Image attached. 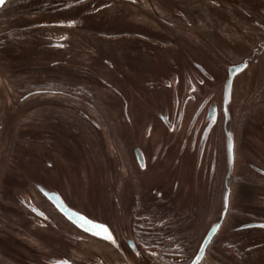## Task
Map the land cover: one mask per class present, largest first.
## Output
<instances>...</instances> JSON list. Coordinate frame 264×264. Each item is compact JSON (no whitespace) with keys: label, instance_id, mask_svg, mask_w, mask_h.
Segmentation results:
<instances>
[{"label":"flooded vegetation","instance_id":"obj_1","mask_svg":"<svg viewBox=\"0 0 264 264\" xmlns=\"http://www.w3.org/2000/svg\"><path fill=\"white\" fill-rule=\"evenodd\" d=\"M246 73L228 205L205 238L224 100ZM81 161L83 186L66 177ZM0 264H264V0H6Z\"/></svg>","mask_w":264,"mask_h":264},{"label":"rangeland","instance_id":"obj_2","mask_svg":"<svg viewBox=\"0 0 264 264\" xmlns=\"http://www.w3.org/2000/svg\"><path fill=\"white\" fill-rule=\"evenodd\" d=\"M100 3L101 2H98L96 5H87L86 7H84L83 9H81V12L79 11V10H76V11H73V12H70V13H66V14H64L63 15V19H58V20H56V21H54L53 20V24H55V25H53V26H51V27H54V26H60V25H63L64 23H67V22H69L70 23V21H74V20H72V18L74 17V16H78V15H80V14H83L85 11H87V10H89L92 6H97V8L98 7H101V5H100ZM94 4V3H93ZM112 8L114 9V12L115 11H119L120 12V9L118 8V6L117 5H115V6H112ZM131 14H132V11H131ZM130 14V15H131ZM129 15V16H130ZM128 16V17H129ZM131 17V16H130ZM57 21H58V23H57ZM123 22H125V23H127V21H125V19H124V21ZM52 23H50V24H52ZM74 23H76V24H79L80 22H78V21H74ZM57 28V27H56ZM158 71H156V72H154V73H157ZM160 75V77H162V81H164V80H168L167 82H166V84H163V83H161V84H159V85H161V87H163L164 85H167V88L165 87V89H163L164 91H162L161 92V94L162 95H164V94H168V96H166L165 97V100L167 101V102H169V100H170V94H171V90H170V81H173V76L170 74V72H168V71H164V70H162L161 72H159V74H158V76ZM250 76H251V74H249V73H246V74H242L241 75V77H242V81H241V85H240V88L237 86V88H236V90H235V99H236V102H237V100H238V102H237V105L234 107V110H233V112H234V115L236 116H234L235 117V125H237V122H238V119H239V117H240V115H241V111L243 110L242 108H243V104H244V102H245V99H246V97L248 96V94H249V92H250V88H252V82L248 79V78H250ZM165 78V79H164ZM198 78H196L195 76H193V81L195 82V83H197L198 82V84L199 85H201V87H200V91L203 93V84L202 83H200V82H202L201 80H197ZM178 80V84H181L184 80H181L180 78H178L177 79ZM184 82H186V81H184ZM206 83V82H205ZM100 84V83H99ZM206 84H209V86L210 87H213L214 85H212V83H206ZM205 86V85H204ZM102 87L103 88H105L102 84L101 85H99V88L100 89H102ZM160 89V88H159ZM244 89H247V90H245L244 92H242ZM99 93H102V91H99ZM238 93H242L243 94V97H239V96H237V94ZM245 95V96H244ZM98 106L101 108L100 110H101V112H106V104H107V102L105 101V100H101V99H99L98 100ZM187 108H188V106H187ZM186 108V109H187ZM112 112H110V114H111ZM116 114V113H115ZM117 115V114H116ZM109 117L111 118V115H109ZM110 118H108V119H110ZM111 122V121H110ZM236 127L237 126H235V133H236ZM221 129H222V127H221ZM99 132H100V130H99ZM114 132V134L115 135H117V137H118V135L120 134V132L116 129V131H113ZM10 129H9V133L7 132V137H9L10 136ZM102 133L103 132H100L99 133V137L101 136V143H100V145H102V148H104V145L103 144H105V146H106V141H104L105 139L104 138H102ZM157 134H159V133H157ZM216 134H217V130H215L214 132H213V136H212V138H211V143H212V141H213V139H214V137H216ZM219 137H220V144H219V156H220V158H219V161H220V168H221V178H222V143H221V130L219 131ZM168 141L170 142V134L168 133ZM156 139L154 138V141H155ZM153 141V142H154ZM217 145L218 144H216L215 143V148L217 147ZM106 148V147H105ZM169 148H170V146H169ZM169 148H168V151H169ZM214 148V149H215ZM212 149V148H211ZM212 153V152H211ZM236 158H237V156H236ZM94 171L92 170V167H91V165L90 164H88V163H85V162H82L81 161V163H79V164H77L76 166H75V168L74 169H71V173H66V177H67V179H74V180H76V181H81L82 182V186L86 183V181H88V179L91 177L92 179L94 178ZM233 176V175H232ZM232 180V179H231ZM220 186H221V184H220ZM220 198V187H219V195H218V199H217V203H216V210H215V212L213 213V217H212V219H211V221H215V219H216V215H217V213H219L218 211L220 210V205H219V199ZM121 220V225H123V224H126V219L125 218H121L120 219Z\"/></svg>","mask_w":264,"mask_h":264},{"label":"water","instance_id":"obj_3","mask_svg":"<svg viewBox=\"0 0 264 264\" xmlns=\"http://www.w3.org/2000/svg\"><path fill=\"white\" fill-rule=\"evenodd\" d=\"M6 1V0H5ZM1 7V5H0ZM182 75H185V69L182 70ZM237 69H231L230 72L234 74ZM233 74L230 75L229 79L233 77ZM226 82V93L229 92L230 88V82ZM234 112L232 110V106L230 105V100L227 97L224 100V111H223V117H222V129H221V143H222V178H221V186H220V218L216 219L212 222L209 228V234H206L208 238L212 232L216 231V229L219 226L220 221L224 217V214L227 209L228 205V196L230 191V184L231 179L233 175V142H234V136H235V117ZM209 129L212 128V125L214 123V108L211 107L209 115ZM209 130L204 131L202 134L201 141H204L206 136L208 135ZM137 156H139L137 152ZM140 157V156H139Z\"/></svg>","mask_w":264,"mask_h":264},{"label":"snow or ice","instance_id":"obj_4","mask_svg":"<svg viewBox=\"0 0 264 264\" xmlns=\"http://www.w3.org/2000/svg\"><path fill=\"white\" fill-rule=\"evenodd\" d=\"M5 0H0V5L4 4ZM103 227V226H101ZM105 231H107V229H105ZM108 239H112L111 235L109 234Z\"/></svg>","mask_w":264,"mask_h":264}]
</instances>
